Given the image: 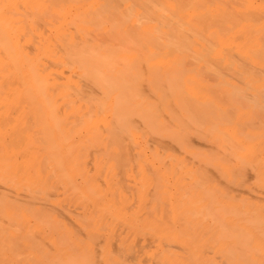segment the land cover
<instances>
[{"label": "bare ground", "instance_id": "obj_1", "mask_svg": "<svg viewBox=\"0 0 264 264\" xmlns=\"http://www.w3.org/2000/svg\"><path fill=\"white\" fill-rule=\"evenodd\" d=\"M0 264H264V0H0Z\"/></svg>", "mask_w": 264, "mask_h": 264}]
</instances>
